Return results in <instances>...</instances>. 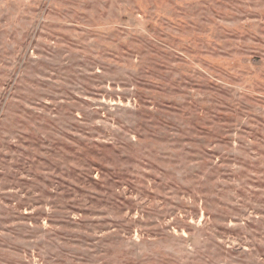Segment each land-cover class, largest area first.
Listing matches in <instances>:
<instances>
[{
	"label": "rangeland",
	"instance_id": "obj_1",
	"mask_svg": "<svg viewBox=\"0 0 264 264\" xmlns=\"http://www.w3.org/2000/svg\"><path fill=\"white\" fill-rule=\"evenodd\" d=\"M0 264H264V0H0Z\"/></svg>",
	"mask_w": 264,
	"mask_h": 264
}]
</instances>
